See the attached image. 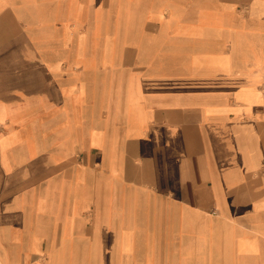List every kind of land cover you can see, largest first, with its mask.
Returning a JSON list of instances; mask_svg holds the SVG:
<instances>
[{"label":"crops","instance_id":"obj_1","mask_svg":"<svg viewBox=\"0 0 264 264\" xmlns=\"http://www.w3.org/2000/svg\"><path fill=\"white\" fill-rule=\"evenodd\" d=\"M0 264H264V0H0Z\"/></svg>","mask_w":264,"mask_h":264}]
</instances>
